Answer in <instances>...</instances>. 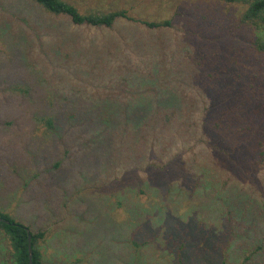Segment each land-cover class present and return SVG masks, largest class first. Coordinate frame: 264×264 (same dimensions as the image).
Segmentation results:
<instances>
[{
  "label": "rangeland",
  "instance_id": "1",
  "mask_svg": "<svg viewBox=\"0 0 264 264\" xmlns=\"http://www.w3.org/2000/svg\"><path fill=\"white\" fill-rule=\"evenodd\" d=\"M69 1L82 13L126 11L129 17L162 23L168 20L171 25L154 29L121 19L112 29L77 27L46 14L28 0H0V212L19 217L34 232L47 230L46 240L39 246L45 264H175L176 243H180L161 249L167 243L164 233L172 236L174 223L170 219L179 217L183 224L188 218L203 220L205 196L179 188L158 198L148 190L141 195L132 187L115 192L122 181L163 178L173 163H168L166 156L155 155L156 166L120 171L113 162L114 167L106 169L99 159L112 149V137L106 136L107 143L102 141L99 134L104 130H83L80 121L73 119L48 131L44 120L61 110L52 112L50 105L61 106L67 95L78 94L76 88H84L80 93L91 99L143 95L146 90L137 86H143L142 75H150L155 63L158 72L161 70L160 84L163 79L180 82L197 100L203 99L205 76L189 79L180 75L181 68L193 67L191 63L195 68L197 63H215V72L238 86L225 84L222 92L228 99L217 97L214 104L219 108L228 100L236 104L244 97L243 103L249 108L257 107L253 109L258 123L256 137L228 146L222 144L226 138L218 129L214 131V147H210L216 156H225L231 163L230 174H244L245 182L253 179L255 185L264 179V52L258 50V41H264V26L243 22L247 9L243 1ZM71 36L79 46L98 47V55L109 62L108 68L99 70V62L87 61L86 57L75 59L67 41ZM58 50L60 54H56ZM76 64L85 70L76 72L71 68ZM206 75L210 78V73ZM133 76H138V83L130 85ZM86 99L85 103L91 101ZM221 123L226 125L227 121ZM258 146L262 155L255 163V174L238 170L243 164L240 149ZM189 147H175V163L194 153L191 148L184 150ZM251 192L256 195L244 194L247 203L255 200L259 204L247 206L243 201L247 208L226 215L223 226L208 224L217 242L190 243L194 245L190 264H199L201 255L215 247L224 251L219 262L240 263L249 257V264H264V194ZM192 233L190 230L189 235ZM143 240L149 241L147 247L141 246ZM256 247L259 252L251 257ZM8 249L0 229V264H11ZM208 258L213 259L211 252Z\"/></svg>",
  "mask_w": 264,
  "mask_h": 264
},
{
  "label": "trees",
  "instance_id": "2",
  "mask_svg": "<svg viewBox=\"0 0 264 264\" xmlns=\"http://www.w3.org/2000/svg\"><path fill=\"white\" fill-rule=\"evenodd\" d=\"M28 1L39 6L46 14L77 27L86 26L99 29H112L115 23L121 19H128L138 25L154 29L169 27L171 25V21L168 20L162 23L129 17L126 11L104 13L87 11L86 13H82L69 0ZM227 1H243L244 3H242L247 5V9L243 15V22L256 27L264 26V0ZM204 25L206 24L204 23ZM56 28L58 32H61V30H58L59 26ZM61 35L63 37L68 36L63 35V33ZM67 41L70 44L71 50L74 51L75 59L80 56L86 57L88 58L87 61H98L99 70L108 68L109 62L105 60L103 55H98V47L95 49L79 46V41H75L73 36L67 39ZM263 42L262 40L258 41V50L260 52H264ZM52 44L50 43V46ZM56 54H60V50L56 51ZM191 65L193 67H186L184 70L181 68L182 74L180 75L189 79H199L203 74V77L205 76L203 81L207 86L204 91L207 101L205 98L197 100L189 92L190 88L180 82L169 83L167 79H163V85L160 84L158 80L162 78H159L161 70L158 72V64L155 63L154 73L152 72L148 76L142 75V80H144L143 86L140 84L139 86L136 85L137 89L144 88L146 90L143 95L129 99L123 97H115V100L91 99L80 93L83 90L85 92L84 88H76V93L78 94L72 93L67 95L61 106H56L53 102L50 105L52 112L57 108L61 110L56 111L55 115L44 120L48 131L55 128L58 129L57 125L62 121L64 123H72L73 119L80 121L79 124L83 130H87L90 127L104 130V134H99L102 137V141L107 143L106 136L112 137V149H109V154L107 153L108 155L103 156L102 160L99 159V161L103 162L102 165L106 169H109L111 166L114 167L113 162L115 170L118 169L120 171H125L129 168L133 169L132 167L149 168L151 165H157L154 159L155 155L166 156L168 163H173L171 170L165 177L149 176L139 179L140 181L137 182V179L133 182L122 181L118 183L115 192H121L122 189L132 187L141 195L148 190L152 193L153 197L158 198L172 188H179L182 191L185 190L187 193L195 191L196 194L205 196L204 199L207 200L202 202V213L199 209L196 210L206 215L203 220H189L188 218V222L183 224L179 217L170 219V222L174 223L172 236L164 233L167 243L161 249L163 251L164 247L169 243H180H176L178 251L173 256L175 257V264L191 263L194 245H189L190 243L217 242L212 230L213 228L207 226L208 224L222 225L226 215L230 217V215L232 216L236 213V210L243 212L248 205H252V203L259 204V201L255 200L247 203L248 200L244 197V194L256 195L251 190L255 192L260 191L264 194L263 178L253 185V179L245 182L242 172L243 175L241 176L238 173L237 175L230 174L229 168L232 166L231 163L229 164L225 161V156H216L211 148L214 147L212 141H215L214 138L216 137V132L214 131L218 129L223 132V137L226 138L222 141V144L226 146L231 143L235 144L241 139L245 140L246 138L256 137L257 133H254V128L258 123V118L254 116L257 111L253 108L257 107L249 108L246 103H243L245 101L243 97L236 101V104L228 100L225 105L218 108V105L214 104V100L220 96L227 98V94L222 92L225 89L224 85L236 86V83L229 82L227 78L216 73L215 63L211 65L209 63L204 64V66L197 63L198 68H195V65L192 63ZM77 66L76 64L71 68H75L76 72L85 70L82 69L83 65L81 67ZM84 73L86 74L87 72L85 71ZM209 73L210 78L206 75ZM177 77L178 75L175 76V78ZM137 78L138 76L130 77L128 83L130 85L137 84L138 82L135 81ZM73 88L75 87L73 86ZM81 88L82 91L80 90ZM240 95L247 96L245 91H240ZM86 98L91 101L85 103L87 101ZM243 106H247L248 108ZM254 106H257L256 102H254ZM222 116H224V119ZM221 121H227L226 125H223ZM206 128L209 130V136L206 132L208 130H205ZM179 144L182 146L183 144L185 146L189 145L190 147L184 148V150L187 151L191 148L194 149V153L182 156L181 162L178 164L175 163L177 155H172V153ZM260 147L240 149L241 157L239 159L243 164L238 170L248 174L254 171L255 174L257 169L255 163L260 161V156L262 155ZM55 195H58L57 192H55ZM243 201L247 203V206ZM18 219L19 217H14L9 213L0 212V229L3 230L8 241L9 258H7V261L11 264H45L44 255L39 246L46 240L47 230L34 232ZM190 230L193 231L191 235H189ZM30 236L32 255L29 252ZM148 242V240H143L141 246L147 247ZM230 245L225 252L228 251L229 253L231 251ZM155 248L158 250V247ZM190 248L192 249L190 250ZM257 249L256 247L252 251L251 257L259 252ZM217 250L218 247H215L208 253L201 255V262L198 263L249 264V257H246L240 263H237V260L229 262L225 259L219 262L221 254L224 255V251L221 253L220 250ZM262 250L263 248L261 247L260 251ZM210 252L213 259L210 260L208 258L206 260Z\"/></svg>",
  "mask_w": 264,
  "mask_h": 264
},
{
  "label": "water",
  "instance_id": "3",
  "mask_svg": "<svg viewBox=\"0 0 264 264\" xmlns=\"http://www.w3.org/2000/svg\"><path fill=\"white\" fill-rule=\"evenodd\" d=\"M29 252L32 255V244H31V236L29 237ZM31 257V256H30Z\"/></svg>",
  "mask_w": 264,
  "mask_h": 264
}]
</instances>
